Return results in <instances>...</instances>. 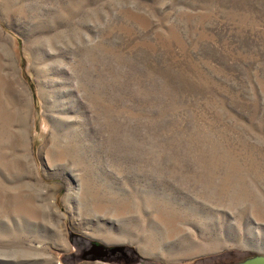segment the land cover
Instances as JSON below:
<instances>
[{
    "label": "rangeland",
    "instance_id": "obj_1",
    "mask_svg": "<svg viewBox=\"0 0 264 264\" xmlns=\"http://www.w3.org/2000/svg\"><path fill=\"white\" fill-rule=\"evenodd\" d=\"M256 255L264 0H0V264Z\"/></svg>",
    "mask_w": 264,
    "mask_h": 264
},
{
    "label": "water",
    "instance_id": "obj_2",
    "mask_svg": "<svg viewBox=\"0 0 264 264\" xmlns=\"http://www.w3.org/2000/svg\"><path fill=\"white\" fill-rule=\"evenodd\" d=\"M238 264H264V255H256Z\"/></svg>",
    "mask_w": 264,
    "mask_h": 264
},
{
    "label": "flooded vegetation",
    "instance_id": "obj_3",
    "mask_svg": "<svg viewBox=\"0 0 264 264\" xmlns=\"http://www.w3.org/2000/svg\"><path fill=\"white\" fill-rule=\"evenodd\" d=\"M92 252H95V253H98L97 251H93L92 249L91 250H86L83 252V258H87L89 256H91Z\"/></svg>",
    "mask_w": 264,
    "mask_h": 264
}]
</instances>
